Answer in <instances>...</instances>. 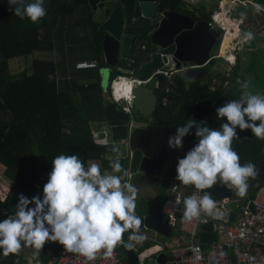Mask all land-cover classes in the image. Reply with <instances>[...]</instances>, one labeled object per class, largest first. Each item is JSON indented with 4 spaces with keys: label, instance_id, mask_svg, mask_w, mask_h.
Returning <instances> with one entry per match:
<instances>
[{
    "label": "trees",
    "instance_id": "trees-1",
    "mask_svg": "<svg viewBox=\"0 0 264 264\" xmlns=\"http://www.w3.org/2000/svg\"><path fill=\"white\" fill-rule=\"evenodd\" d=\"M159 1L165 8L171 6L177 9L182 6L177 0L168 3L167 0ZM31 2L34 0H24L25 4ZM121 2L124 32L133 35L131 58L119 60L117 67L111 69L108 93L110 96L112 90L116 100H127L133 81L125 77H130L131 72L149 59L152 51H141L140 46L149 43L148 36L156 22L142 18L136 11L134 0ZM253 2L264 9V0ZM44 7L46 16L33 24L28 18L21 20L14 15L8 0H0V165L4 179L11 184L0 201V221L15 214L21 194L30 200L37 195L42 199L43 187L52 171V161L58 155L76 154L86 168L89 163H94L103 172H113L106 157L114 156L111 148L114 143L125 141L129 131V121L111 122L105 118L106 102L99 76V69L106 67L101 49L103 33L97 32L100 22L93 20V11L86 0H44ZM242 8L237 18H241L248 8L257 10L252 6ZM199 12L200 19L210 21L203 9H199ZM34 52H47L53 58L32 59L24 69L11 73L10 60ZM79 62L94 63V66L76 68ZM214 64L215 61L210 60L209 67ZM238 66L237 61L233 66L234 73ZM152 73L148 71L139 79L146 80ZM118 76L124 77L114 81L110 89L111 82ZM213 79L229 87L212 90ZM152 81L154 86L150 88L156 96V105L149 120L144 122L148 129L168 126L173 136L177 127L185 126L190 119L198 123L206 122L209 128L219 130L227 119H218L216 109L240 98L232 94L233 78L213 72L204 82L185 83L181 76L167 79L163 74L155 75ZM105 122L109 140L107 144H102L104 135L100 134V141H95L92 130L95 125ZM195 131L194 126L190 134L184 137L183 147L177 149L180 157H183L190 142L198 140ZM236 131L241 139H234L232 148L240 156V163L243 165L251 161L256 166L264 163V140L257 139L250 129L240 131L237 127ZM138 160L139 153L134 151L131 157L129 154L123 155L121 164L126 171L135 172ZM176 175L175 167L170 168L158 185L155 197L148 201L140 198L135 213L160 212L169 179ZM255 182L256 178H249L245 197L254 195ZM35 184L39 185V189L32 194ZM210 190L205 191L210 193ZM234 196H237L236 193ZM171 233L172 236H180L176 226ZM45 245L54 253L64 248L58 242L49 241ZM152 245L144 243L142 250H148ZM123 248L119 250L122 261ZM19 255L4 257L0 250V264H14Z\"/></svg>",
    "mask_w": 264,
    "mask_h": 264
},
{
    "label": "clouds",
    "instance_id": "clouds-1",
    "mask_svg": "<svg viewBox=\"0 0 264 264\" xmlns=\"http://www.w3.org/2000/svg\"><path fill=\"white\" fill-rule=\"evenodd\" d=\"M8 2L14 15L21 20L28 18L33 24L47 14L44 0L28 4L24 0ZM246 39H252L250 33ZM241 88L239 99L216 109L218 119H227L219 130L190 119L169 137L170 148H182L184 137L195 126L198 143L183 158H178L176 179L203 194L199 199L194 196L184 199V221L199 219L202 212L223 218L225 213L216 211L212 194L205 190L222 184L235 189L237 196L245 197L249 178L257 176L256 165L251 161L242 165L232 143L241 139L237 127L240 131L250 129L257 139L264 140V94L248 91V82L241 84ZM111 152L114 156L106 158L113 173L127 176L121 164L123 153L115 145ZM136 200L137 189L122 182L120 176L102 172L95 164L86 168L79 155H58L52 161L42 199L37 195L30 200L21 194L15 214L0 221V250L7 257L18 255L22 246H30L39 254L45 243L51 241L88 261H94L101 250L105 256H111L119 245L130 249L134 247L132 242L144 240L139 232L141 219L135 213ZM30 204L34 207H29ZM129 231L130 242H124L123 234Z\"/></svg>",
    "mask_w": 264,
    "mask_h": 264
},
{
    "label": "water",
    "instance_id": "water-1",
    "mask_svg": "<svg viewBox=\"0 0 264 264\" xmlns=\"http://www.w3.org/2000/svg\"><path fill=\"white\" fill-rule=\"evenodd\" d=\"M116 0H86L88 6L94 13H100V10H107L106 14L101 13L103 20L97 27V32L103 33L101 49L104 64L106 67L99 69L100 86L102 89L105 105L106 121H129V114L119 110L114 102H109V75L113 68L117 67L119 60H130L131 44L133 35L123 33L124 16L121 3ZM136 11L142 18L153 19L156 12V3L154 0H134ZM161 12V8H158ZM257 13L256 10H248L244 13L241 20V28L249 32L248 17L250 14ZM160 19L157 21L156 28L149 34L148 41L157 48V51L149 55V59L142 63L139 68L130 73L132 78H141L148 71L154 72L161 68L167 55H172L176 60L175 69L180 70L179 63H188L196 68L185 69L182 71L181 78L185 83L200 81L208 75L206 64L215 57L219 44V33L211 27L208 21H193L189 17L172 11H162ZM248 32V33H249ZM256 31L250 32L251 36ZM224 40V36L222 42ZM222 42L218 52L219 58L225 56L222 51ZM168 45V47H167ZM177 77V76H176ZM131 107L133 113L139 118L149 119L151 113L155 110L156 96L151 88L146 85L133 83L131 85ZM173 135L171 128L165 125L155 126L152 129L145 127H129L128 135L125 140L129 152L137 151L139 160L133 177L132 185L137 189V194L142 187L153 188L157 190V181L152 174L163 171L164 164L167 161L176 162L177 149L168 146L169 137ZM198 140L190 142L185 149L186 153L191 150ZM257 176L254 187L264 183V163L256 166ZM176 172V169H175ZM177 174V173H176ZM210 193L215 200L229 199L236 193L235 189H228L222 184L214 185ZM247 202L242 199V205ZM252 210V206L249 205ZM136 215L141 219L140 230H151L163 237L171 236V228L163 215L158 212L155 214ZM209 224L202 226L198 238L201 243H210L214 236L212 233H206L210 230ZM131 231V230H130ZM125 232V233H130ZM122 255L125 264H138L139 259L136 253L130 248H123ZM157 264L166 263V255L160 252L156 259Z\"/></svg>",
    "mask_w": 264,
    "mask_h": 264
},
{
    "label": "built area",
    "instance_id": "built-area-1",
    "mask_svg": "<svg viewBox=\"0 0 264 264\" xmlns=\"http://www.w3.org/2000/svg\"><path fill=\"white\" fill-rule=\"evenodd\" d=\"M232 8L236 5L241 7H258L253 0H233L231 2ZM212 25L219 26L220 30L224 32L223 27L214 22L212 16L210 18ZM238 25V31L232 41L238 38V33L241 31L240 18H233V21ZM260 38H264V27L259 29L256 33ZM215 57H220L218 54ZM233 61V60H232ZM94 66V63L79 62L75 65L76 68H87ZM163 66H167V58L163 62ZM182 71L185 68H181ZM157 74L167 75V71L161 68L154 71L146 80L132 78V81H136L139 85H146L153 80ZM118 76L111 82V88L114 81L119 80ZM112 102L117 104L124 101L125 106L121 107V110L125 113H129L131 107V100H116L111 96ZM103 134L101 139L102 144H107L106 132L99 130H92V137L95 141H100L99 136ZM131 157V153L129 154ZM103 172V171H102ZM118 175L121 177L122 182H133L135 172L127 171V176L123 173L105 172ZM39 189V185L33 186L32 194H35ZM203 193L200 190L195 189L194 186H186L180 183L176 177L169 179L168 187L166 191V197L161 205L160 213L167 220L168 225L172 229L177 227L180 233L181 241H174L167 249L162 245H155L150 248L147 253L139 254L138 258L141 259V263L150 258V254L164 252L166 255V264H264V183H261L252 197H245L247 202L242 205L241 197H236L239 203L236 212L230 210L227 207V202L234 197V194L229 199L218 200L216 202V211L223 212L225 215L223 218H214L212 215L202 212L199 219H193L192 221L182 220L184 212L183 201L186 197L194 196L199 199ZM252 206V210L249 208ZM29 207H34L30 205ZM209 224L210 230L206 233H212L214 238L208 243L204 244L199 241L198 235L202 231V226ZM124 242L129 241V235H123ZM148 242H156L144 235V240ZM134 243L133 249L138 250L137 243ZM123 248V245H119L115 248L111 256H105L103 250L97 253V258L94 261H88L85 257L69 253L63 248L60 252L54 253L50 247L44 245L39 254L36 250L30 246H22L20 255L15 258L14 264H125L119 256V250Z\"/></svg>",
    "mask_w": 264,
    "mask_h": 264
},
{
    "label": "rangeland",
    "instance_id": "rangeland-1",
    "mask_svg": "<svg viewBox=\"0 0 264 264\" xmlns=\"http://www.w3.org/2000/svg\"><path fill=\"white\" fill-rule=\"evenodd\" d=\"M194 4L198 5L200 9L204 10V13L207 14L208 16H211L212 14V19L215 20L217 23H219L224 29L227 30V35L225 36L223 42V36L224 32L220 30L221 32L218 31L219 33V44L217 47L216 52L219 50L221 42H222V50L223 46L226 45V48H228L227 42H230L231 39H233L235 33L231 30V26L234 25L238 31L237 26L232 23L233 18H237L243 8L241 6L236 5V7L232 8L231 2L233 0H192ZM225 4H227V8L225 13L222 12L224 8H222ZM222 8V9H221ZM247 10H251V8H248ZM222 17V18H221ZM103 16L101 13H94L93 12V20L97 22H101L103 20ZM229 19V20H228ZM231 20V21H230ZM215 29H220L219 26L215 25ZM238 38L234 41L231 40L230 46L228 50L226 51L225 56L217 60V64L220 66V75H225L227 78H233L234 79V87L232 94L234 96H240L242 95L243 89L241 88V84L244 82L249 83V89L248 91L252 92L253 94L260 93L264 94V38H260L256 33L252 35L251 40L246 39V34L243 30H241L238 33ZM251 43L254 46L253 51L249 52H240L239 49H244V47ZM238 52L240 53V63L238 66V70L236 73H234L232 70L228 71V68H232L235 63H230L233 59L231 58L232 55H235V53ZM39 58V59H50L53 58L52 54H49L47 52H34L31 55L28 56H23V57H18L14 58L9 61V70L11 73H16L21 71L22 69L25 68L26 65H28L32 59ZM232 59V60H231ZM229 60V61H227ZM233 62V61H232ZM169 66H163L161 69L164 71H167ZM225 70L224 72H222ZM236 76V77H235ZM151 77V76H150ZM167 79H170V75H166ZM127 79H131L129 77H125ZM206 79H204L202 82H204ZM130 84V83H129ZM149 87L153 88L154 83L151 79L150 83L147 84ZM128 86V84H127ZM226 87L228 88L229 85H226V83H221L220 81L215 82L211 84L210 88L212 90H215L217 88H223ZM128 88V87H127ZM224 93V92H223ZM227 93H224L226 95ZM109 102H112V98L109 97ZM118 107L121 108L125 106L126 104L124 101L119 102ZM132 109H129V116L132 118ZM97 130L103 131L107 133L108 131V126L107 123H103L100 125H95ZM129 127H147V123L145 122H136L135 119L130 120L129 122ZM106 137V136H105ZM108 136L106 137V141L108 142ZM115 146L119 147L120 151L123 153V155H128L129 150L127 148L126 142L121 141V142H116L114 143ZM177 164V163H176ZM165 170H167V166H165ZM176 177V176H172ZM171 177V178H172ZM143 188V187H142ZM149 193L146 195L144 194V188L141 189L139 192V197H137L136 200V207H138V200L142 198V196L146 195V197H149L150 199L154 197V192L153 190L149 189ZM237 196L232 197L228 202H227V207L236 212L239 206V203L236 200ZM144 199V198H143ZM145 200V199H144ZM140 234L148 235L150 238L156 239L155 245H164L169 247L171 243H173L175 240L176 241H181L180 238L175 237V236H170V237H163L151 230L147 229H142L139 231ZM130 235V233H128ZM153 244V243H152ZM156 257V256H155ZM155 257H150L148 258L144 263L145 264H154L155 263ZM139 263H141V259H139Z\"/></svg>",
    "mask_w": 264,
    "mask_h": 264
},
{
    "label": "flooded vegetation",
    "instance_id": "flooded-vegetation-1",
    "mask_svg": "<svg viewBox=\"0 0 264 264\" xmlns=\"http://www.w3.org/2000/svg\"><path fill=\"white\" fill-rule=\"evenodd\" d=\"M120 2L121 3V5H122V7H123V4H122V2H121V0H116L115 2ZM155 1V3H156V12H155V14H154V16H153V19H147V20H149V21H151V22H153V21H155L156 22V25H157V21L160 19V15H161V12L162 11H165V10H167V11H172V12H176V13H179V14H181V15H184V16H187V17H189L191 20H193V21H198V20H204V19H200V12H199V7H198V5H196V4H194L193 3V1L192 0H177L182 6L181 7H179V8H171V6H167V8H165V7H163L162 5H161V3H160V1L159 0H154ZM172 1H176V0H167V3L168 2H172ZM135 7H136V5H135ZM158 8H161V12L160 11H158ZM108 11L107 10H100V13H102V15L103 14H106ZM207 15V14H206ZM209 18H211V16H209ZM207 21V20H206ZM260 21H262V19H260ZM209 22V24L211 25V27H213L214 29H215V26H213L212 25V22H211V20L210 21H208ZM155 28H156V26H155ZM154 28V29H155ZM153 29V30H154ZM152 30V31H153ZM216 30V29H215ZM151 31V32H152ZM217 32L219 31V32H221L220 31V29H217L216 30ZM150 32V33H151ZM123 33H125L124 32V29H123ZM133 43V42H132ZM167 47H168V45H167ZM140 50L141 51H147V50H149V51H152V53L153 52H155V51H157V48L155 47V46H153V45H151L150 43H148V44H144V45H141L140 46ZM216 54H218V52H215L213 55L215 56ZM220 58H213V60L215 61V64H214V66L213 67H209V63H210V61L206 64V68L208 69V75L209 74H212V72L214 71V68L216 67V65H217V60H219ZM166 60V58L164 59V61ZM212 60V59H211ZM163 61V62H164ZM175 65H176V60L175 59H173V57H172V55H167V66H169V68L167 69V76L168 75H170L171 77H174L175 79H177L179 76H181V74H182V70H181V68H185V69H191V68H196L195 66H193V65H190V64H188V63H183V62H180L179 63V67H180V70H176L175 69ZM163 67V64L161 65V68ZM213 74H215V73H213ZM208 75L205 77V78H203L202 80H200V81H203L204 79H207V77H208ZM177 76V77H176ZM129 78H131L132 79V77H131V75H130V77ZM148 83H150V82H148ZM146 86H148L147 84H146ZM149 87V86H148ZM110 89H111V84H110ZM111 93H112V91L110 92V96H111ZM117 108L119 109V110H121V108H119L118 106H117ZM127 114H129V113H127ZM132 118L129 116V120H132V119H135L136 120V122H144L145 120H147V119H145V118H139V117H137L136 116V114L135 113H132ZM149 120V119H148ZM147 128V127H146ZM173 136V135H172ZM134 152V151H133ZM130 153H132V152H129V154ZM185 156V152L183 153V157ZM183 157H180L179 156V153L177 152V154H176V162L175 163H171L170 161H167L165 164H164V167H163V171L162 172H160V173H154V174H152V178L154 179V180H156L157 181V188H158V185L161 183V181L163 180V179H165V177H166V174H167V171L170 169V168H172V167H175V169H176V167H177V162H178V158H183ZM165 166H167V170H165ZM149 189H151V190H153V192H154V197H155V195H156V192H157V190L155 191L153 188H149ZM153 199V198H152ZM151 199V200H152Z\"/></svg>",
    "mask_w": 264,
    "mask_h": 264
},
{
    "label": "crops",
    "instance_id": "crops-1",
    "mask_svg": "<svg viewBox=\"0 0 264 264\" xmlns=\"http://www.w3.org/2000/svg\"><path fill=\"white\" fill-rule=\"evenodd\" d=\"M227 8V4H225L222 8ZM221 8V9H222ZM257 8V10L256 11H258L257 13L255 12L254 14H250L249 15V17H248V25H249V30H250V32H252V31H256V33H257V31L259 30V29H261L262 27H264V9L262 8V7H260V6H258V7H256ZM248 11V10H247ZM246 13V12H245ZM260 19H262V21H260ZM232 30H233V33H235V30L232 28ZM241 30H243L244 32H245V34L247 35V34H249L250 32L247 30V29H243V28H241ZM249 32V33H248ZM227 44H228V48H229V46H230V42H227ZM228 48H226V45L225 46H223V49H224V51H223V53H226V51L228 50ZM255 48H254V46L251 44V43H249V44H247L245 47H244V49H239L240 50V52L242 51V52H249V51H253ZM240 53H238V52H236L235 53V55H232L231 57H232V59H233V62L231 61L230 63H236L237 61H238V64L240 63V55H239ZM231 59V60H232ZM220 65L219 64H217L216 65V67L214 68V71H213V73H216V74H220V72H221V70H220V67H219ZM229 70H232L233 71V67L232 68H228V71ZM225 70H223L222 72H224ZM236 77V76H235ZM215 82H218L217 80H215V79H213L212 80V84L213 83H215ZM103 124V123H102ZM94 129L96 130L97 128H96V126L94 127ZM107 137V136H106ZM94 163H89V166H91V165H93ZM96 165V164H95ZM2 172H3V167L0 165V201H2L3 199H4V197H5V195L7 194V192H8V190H9V188H10V182H8V181H6L5 179H4V177H3V175H2ZM144 188V194H148L149 193V190H148V187H143ZM143 188H141V189H143ZM141 189L139 190V192L141 191ZM146 195H144V196H142V198H144L145 200H151L152 198H154V197H152L151 199L149 198V197H146ZM140 195H139V193L137 194V197H139ZM172 230V229H171ZM124 235V234H123ZM128 235V233H126L124 236H127ZM171 235H172V233H171ZM145 236H147V237H149L148 235H145ZM151 239H153V240H156V239H154V238H151ZM144 243H153V242H148V241H142V242H139V243H137V247H138V250H134L133 249V247L131 248L135 253H136V255L137 256H139V254H143V253H147L149 250H150V248L151 247H153V246H155V243H153V245L148 249V250H142V245L144 244ZM164 246V245H163ZM164 247H166V246H164ZM125 248V247H124ZM153 250H155V249H153ZM153 250H150V251H153ZM121 253H122V251H121ZM160 252H158V253H152V254H150V257H157V255L159 254ZM156 257H155V259H156ZM139 259V258H138ZM167 259V258H166ZM123 260H124V257H123ZM155 261V260H154ZM139 263V262H138ZM154 264H157L156 263V261H155V263ZM166 264V263H165Z\"/></svg>",
    "mask_w": 264,
    "mask_h": 264
},
{
    "label": "bare ground",
    "instance_id": "bare-ground-1",
    "mask_svg": "<svg viewBox=\"0 0 264 264\" xmlns=\"http://www.w3.org/2000/svg\"><path fill=\"white\" fill-rule=\"evenodd\" d=\"M228 7V6H227ZM225 11H226V7L223 9V11L222 12H224L225 13ZM211 16H212V14H211ZM222 18V17H221ZM229 20V19H228ZM231 21V20H230ZM214 22H216L215 20H214ZM232 22V21H231ZM232 23H234L236 26H237V28H238V25L235 23V22H232ZM232 28L235 30V35L237 34V29H236V27L234 26V25H232L231 26V30H232ZM224 29V28H223ZM225 30V35H224V38H225V36L227 35V30L226 29H224ZM233 31V30H232ZM129 80H132V79H129ZM133 83H137L136 81H133L132 82V84ZM131 84V85H132ZM128 90H129V88H127ZM112 91V90H111ZM131 88H130V92H129V94H128V97H127V100L129 101V100H131ZM114 98V97H113ZM115 99V98H114ZM124 100H126V99H124ZM256 183V182H255ZM255 185V184H254ZM255 188H257V187H255Z\"/></svg>",
    "mask_w": 264,
    "mask_h": 264
}]
</instances>
